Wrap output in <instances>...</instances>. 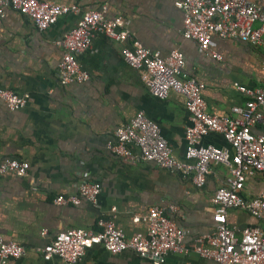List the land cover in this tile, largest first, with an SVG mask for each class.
Returning a JSON list of instances; mask_svg holds the SVG:
<instances>
[{"label": "crops", "instance_id": "obj_1", "mask_svg": "<svg viewBox=\"0 0 264 264\" xmlns=\"http://www.w3.org/2000/svg\"><path fill=\"white\" fill-rule=\"evenodd\" d=\"M47 1L73 3L80 9L105 5L106 17L119 15L127 20L128 37L121 43L94 33L89 46L76 55L87 80L62 85L56 70L62 49L56 41L78 15H62L43 31L11 9L0 17V88L28 96L17 110H9L0 100V161L10 158L28 163L24 175L8 172L0 178V235L24 249L6 264H63L55 256L44 260L40 252L56 232L69 227L98 230L97 219L113 217L116 226L131 235L144 231L143 217L152 206L162 208L185 231L182 242L189 247L196 236L212 228L210 197L227 177L226 165H211L204 184L195 187L179 173L149 161L130 164L106 149L114 129L142 111L157 123L173 155L182 159L183 133L189 125L183 96L174 91L164 98L152 96L141 71L122 59L120 49L131 48L132 41H137L161 56L173 49L180 51L183 71L203 85L206 110L219 116H232L230 107L243 105L244 96L233 83L246 87L264 83V52L215 36L209 50L220 59L201 51L193 40L181 36L182 11L177 0ZM200 143L231 152L218 133H206ZM82 179L98 183L95 203H53L55 195L72 193L73 184ZM259 192H264V174L244 180V197ZM227 223L237 228L257 225L264 231V219L256 220L242 210H229ZM200 263L215 264L190 250L169 252L163 264ZM75 264L152 263L131 250L112 254L96 245Z\"/></svg>", "mask_w": 264, "mask_h": 264}, {"label": "built area", "instance_id": "obj_2", "mask_svg": "<svg viewBox=\"0 0 264 264\" xmlns=\"http://www.w3.org/2000/svg\"><path fill=\"white\" fill-rule=\"evenodd\" d=\"M176 4L182 11L181 36L193 40L213 58L220 59L218 53L209 50L213 36L236 39L264 52V0H177ZM6 9L25 16L39 31L62 15H78L75 24L56 41L62 49L56 65L62 85L87 80L88 74L80 67L76 55L89 46L94 33L121 43L128 37L127 20L119 15L106 17L105 5L99 9H80L76 4L56 1L0 0V17ZM120 53L130 67L141 71V79L152 96L164 98L169 91L183 96L189 125L183 133L182 159L173 155L157 123L142 111L114 129L113 140L106 143V149L130 164L149 161L179 173L195 187L204 184L211 165L225 164L228 175L210 197L212 228L185 247L182 242L185 231L162 208L152 206L143 217L146 226L142 232L125 235L113 217L99 218L98 230L69 227L56 232L49 245L40 249L42 258L55 256L63 264H75L88 248L98 245L112 254L131 250L150 259L152 264H163L169 252L189 250L215 264H264V231L257 225L237 228L227 223V213L232 209L245 211L256 220L264 219V192L251 197L242 195L245 179L264 174V83L253 87L233 83V88L244 96L243 105L231 106L232 116H219L206 110L201 94L203 85L194 75L183 71L180 51L173 49L161 56L132 41V47L122 46ZM27 97L25 93L0 88V100L9 110L24 107ZM209 132L221 135L231 152L201 144L200 138ZM27 168L25 161L4 159L0 161V178L8 172L22 176ZM98 194V183L82 179L73 184L72 193L55 195L53 203L60 206L77 205L81 201L95 203ZM23 251L21 244L0 235V264L20 257Z\"/></svg>", "mask_w": 264, "mask_h": 264}]
</instances>
